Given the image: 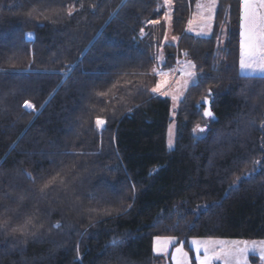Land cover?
Listing matches in <instances>:
<instances>
[{
	"label": "trees",
	"instance_id": "1",
	"mask_svg": "<svg viewBox=\"0 0 264 264\" xmlns=\"http://www.w3.org/2000/svg\"><path fill=\"white\" fill-rule=\"evenodd\" d=\"M202 1L0 0V264H155L156 235L264 238V75L240 72L241 0H216L208 34L188 26ZM181 58L196 80L169 149L152 89Z\"/></svg>",
	"mask_w": 264,
	"mask_h": 264
},
{
	"label": "snow or ice",
	"instance_id": "2",
	"mask_svg": "<svg viewBox=\"0 0 264 264\" xmlns=\"http://www.w3.org/2000/svg\"><path fill=\"white\" fill-rule=\"evenodd\" d=\"M242 2V23L241 27L243 29L241 36V46H240V59H239V68L241 72L248 71L249 73H261L264 74V0H241ZM165 3L171 5L172 0H165ZM216 5V0H209V3L198 4V9L206 10L208 15L201 16V21L204 22L207 26L212 19V11ZM71 14V12L69 13ZM166 19H171L166 17ZM192 22H189V30H192ZM173 40H177L178 37H173ZM195 65L191 62H186L184 66L178 69L183 74L182 81H176L177 87L179 90H183L187 87L188 81L195 76V72L190 69H194ZM159 75L162 79L157 83L156 87L152 89V92L159 93L163 88L169 84L168 77L170 73L161 72ZM115 87V85L113 86ZM111 91V90H109ZM164 95H168V92H163ZM101 96H106L108 93H99ZM173 100H176L177 97L173 96ZM207 100V98H205ZM26 108L32 109L35 105L31 103L25 104ZM206 117H212L214 114L211 111L210 106L204 111ZM106 124V120L97 117L95 119V125L97 128H103ZM199 128V125H197ZM202 130V129H201ZM169 148L172 146L171 140V130L169 132ZM45 188L48 187L46 183ZM59 227V225H57ZM163 246H167L173 243L171 238L165 239L161 242L160 238H157L156 241V251H162ZM196 245V254L199 264H212L214 260L222 259L224 264H230V261L235 260L236 264H240L244 260L245 253L248 251L247 245L241 247L239 243H235L233 247H228L225 245V242L222 240H199L194 239L192 241ZM220 245L219 251L215 250V246ZM201 248L203 249L204 255L200 256ZM178 256L176 257V264H187L188 254L183 252V249H177ZM264 256V252H262ZM244 264H247L245 261Z\"/></svg>",
	"mask_w": 264,
	"mask_h": 264
},
{
	"label": "rangeland",
	"instance_id": "3",
	"mask_svg": "<svg viewBox=\"0 0 264 264\" xmlns=\"http://www.w3.org/2000/svg\"><path fill=\"white\" fill-rule=\"evenodd\" d=\"M209 1H202L201 4H208ZM216 12V5L213 8L212 11V19L209 24H206L201 21V16H207L208 13L206 10L198 9L196 11L195 17L191 19L192 22V30L198 31L202 30V33H209L212 28V23L214 19V15ZM189 26V25H188ZM208 30V31H207ZM186 62H191L189 59L181 58L178 60L177 64L173 68L165 69L162 66L156 67V72L158 75L157 81L159 82L162 77L159 75L161 72H168L170 73L168 80L169 84L161 90V92L157 94H162L163 96H167L170 98L171 101V116L172 121L170 122L169 128H168V138H167V144L169 148V132L171 130V140H172V146L169 149H174L176 147V137H177V124H176V111L178 109L180 100L183 98L187 88L196 80V71L194 69H190L191 71L195 72V76L188 81V85L183 90H179L177 87L176 81H182L183 74L178 70ZM192 63V62H191ZM193 64V63H192ZM264 75V74H262ZM157 82V83H158ZM157 85V84H156ZM156 87V86H155ZM168 92V95H164L163 92ZM176 96L177 99L173 100L172 97ZM196 134L201 136L203 133H198L196 130ZM157 238H160L161 242H163L167 238H171L173 240V243L167 245L166 247L163 246V243L161 244L163 250L157 252L156 251V241ZM194 239L199 240H222L225 242V245L228 247H233L235 243H239L241 247H244L245 244L247 245L248 251L245 253L244 260L240 262V264H244L246 261L247 264H264V256H262V252H264V238H228V237H217V236H191L188 239H180L179 237L167 234V235H156L153 239V251L155 255L157 256V260L155 264H176V257L178 256L177 249H183V252L188 254L187 264H199V260L197 259L196 254V245L192 243ZM220 245L215 246V250L219 251ZM204 252L201 248L200 256L203 257ZM212 264H224V261L222 259L214 260ZM230 264H236L235 260L230 261Z\"/></svg>",
	"mask_w": 264,
	"mask_h": 264
},
{
	"label": "crops",
	"instance_id": "4",
	"mask_svg": "<svg viewBox=\"0 0 264 264\" xmlns=\"http://www.w3.org/2000/svg\"><path fill=\"white\" fill-rule=\"evenodd\" d=\"M204 1H209V0H204ZM208 31V30H207ZM211 31V30H210ZM242 31H243V29H242ZM206 34V33H205ZM208 34V33H207ZM240 72H241V70H240ZM241 74H243V75H262L261 73H249L248 71H244V72H241Z\"/></svg>",
	"mask_w": 264,
	"mask_h": 264
},
{
	"label": "water",
	"instance_id": "5",
	"mask_svg": "<svg viewBox=\"0 0 264 264\" xmlns=\"http://www.w3.org/2000/svg\"><path fill=\"white\" fill-rule=\"evenodd\" d=\"M204 102H205V104L207 105V108H208L210 106L209 101L205 100Z\"/></svg>",
	"mask_w": 264,
	"mask_h": 264
}]
</instances>
